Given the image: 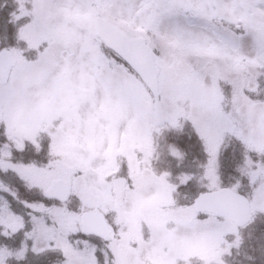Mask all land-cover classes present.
Masks as SVG:
<instances>
[{
  "label": "snow or ice",
  "instance_id": "1",
  "mask_svg": "<svg viewBox=\"0 0 264 264\" xmlns=\"http://www.w3.org/2000/svg\"><path fill=\"white\" fill-rule=\"evenodd\" d=\"M15 4L18 46L0 49V264H228L264 214V0ZM186 121L206 159L173 178L155 164L185 153L159 141Z\"/></svg>",
  "mask_w": 264,
  "mask_h": 264
},
{
  "label": "rangeland",
  "instance_id": "2",
  "mask_svg": "<svg viewBox=\"0 0 264 264\" xmlns=\"http://www.w3.org/2000/svg\"><path fill=\"white\" fill-rule=\"evenodd\" d=\"M12 1H13V3L11 2V4H13V6L12 7L10 6V9L11 10H10V13L8 15V17H9L10 20H11V13L13 11H15L16 10V7H17V5L15 4V0H12ZM15 25H16L15 31L13 29L11 30V32L14 35V42L12 44H10V45H5L4 47H1L0 46L1 47L0 49L7 48V47H16V46H18L17 40H16V34H17V30H18V26L19 25L18 24H15ZM19 46L20 47H24L23 42H20ZM171 131H173V133H171ZM181 134H185L187 137L194 136L195 139H196V141H197V146H196V150L197 151H196V153H198V154L197 155H193L192 158H190V160L187 161L185 163V165H183V166L187 167V172L188 173H194V172L197 171V162H201V163L204 162L205 159H206V156H205V154L203 152L202 142L200 141L199 136L195 132V129L191 125V122L190 121L184 122L183 129L180 130V131H177V130H169V135L167 134L166 136H165V133H164L163 134V137L160 139L159 143H161L162 145H165V146L168 145V144H172V145H175L177 148H179L178 142H179V137H180ZM184 138H186V137L184 136ZM187 141H188V139H187ZM183 142L186 145L187 142H185L184 140H183ZM230 143L231 144L228 146L227 150L225 151L226 152V155H225L226 157L223 158V163L226 164V168L221 167L222 179L224 181L223 186H225V187L230 186V184H229V157H228L229 156V147L231 149L230 150L231 151L230 152L231 153V156H233V154L235 153L237 155V157H238V161L236 163V166L241 162V159H242V157H241V151H242V149L240 148L239 142L233 140ZM221 155H224V154L222 153ZM159 163L160 162H157V164H159ZM220 163H221V159H220ZM236 166H233V171L230 172V174H231L230 175V178H232L231 182H233V183L235 182L233 178H238L239 177V173L235 171ZM158 171H163V169H159ZM242 183H244L246 185L247 184V181L244 180V181H242ZM185 187L186 188H189L191 191L188 190V191H185L184 193L181 191V198L178 200V203L183 204V203L186 202L182 198L185 193H191L193 195L194 194H197V186L195 185V182L194 181L193 182H190L189 185H187ZM263 216H264V214H258L256 216V218H255V220H257V222H254L255 221L254 220L253 223H251L250 225H248V227L245 228L242 231V233L244 234V236H243L244 239L247 238L246 241L250 242V240L248 239L249 232L250 231L256 233L259 230V228H261V226L264 224V218L262 219L263 221H260V219ZM254 225L257 226V230H255ZM259 232H261V231H259ZM255 233L253 234V236H255ZM257 234H256V237H255L254 241H256V240L257 241L258 240H262L264 238V234H262V236H258ZM249 251L252 254V257L250 259H245V260L239 261V262H237V264H252V263L253 264L254 263L255 264H258L259 263L258 261L260 260V258L263 259L262 264H264V242H263V245L262 244H259L257 247H255V252H252V250H250V248H249ZM236 253H238V251L234 249L233 250V253H232V255H233L232 257H234V255ZM255 256H259V257L255 258ZM35 258H37V257H34V258L32 257L31 258V264H36ZM227 260H228V264H236V262H232L231 261V257H228ZM234 261H235V259H234Z\"/></svg>",
  "mask_w": 264,
  "mask_h": 264
},
{
  "label": "trees",
  "instance_id": "3",
  "mask_svg": "<svg viewBox=\"0 0 264 264\" xmlns=\"http://www.w3.org/2000/svg\"><path fill=\"white\" fill-rule=\"evenodd\" d=\"M11 2L13 3L12 0H0V46L1 47H4L5 45H10L14 42V35L11 32V30L13 29L15 31L16 25L13 24L8 17L10 10H11L10 6L11 7L13 6V4H11ZM171 133H173V131H171ZM167 134L169 135V130L165 132V136ZM184 136L186 138H184ZM187 139H188V141H187ZM183 140L185 142H187L186 145L183 142ZM230 144L231 143H229V145ZM178 145H179V149L185 153V160L183 162H177L176 160L172 159L171 157L164 155L163 158L161 159V161H159L160 163L155 164V167L158 170L159 169H163V170L165 169L167 171H170L172 173L173 178H174V176L176 177L177 175H179L182 172H187V167H185L183 165H185V163L187 161H189L193 155L198 154V153H196L197 141H196L194 136L187 137L185 134H181L179 137ZM230 150L231 149L229 147V156H228L229 157V184L233 183V182H231L232 178H230V175H231L230 172L233 171V166H236V163L238 161L237 155L234 153L233 156H231ZM223 154L224 155H221V167L226 168V164L223 163V158L226 157L225 156L226 152H223ZM37 159H39V157H37ZM188 190H190V189L186 188L185 186H181V188L179 189V191L180 192L182 191L183 193L185 191H188ZM263 218H264V216L260 219V221H263L262 220ZM254 222H257V220H255ZM254 228H255V230H257L256 225H254ZM259 231H261V232H259ZM254 233L255 232H251V231L249 232L248 239L250 240V242L246 241L247 238L244 239L245 242L243 243L240 251H238V253H236L234 255V257H232L233 255L231 256L232 262H236V264H237V262H239V261H242L245 259H250L252 257V254L250 253L249 248H250V250H252V252H255V247H257L259 244L263 245L264 238L262 240H258V241L257 240L254 241V239H255L257 233H258L257 234L258 236H262V234H264V224L255 233V236H253ZM243 236H244V234H243ZM257 257H259V256H255V258H257ZM50 259H53V257L51 255L41 256V257L35 258V262H36V264H47L48 260H50ZM234 259H235V261H234ZM258 262H259L258 264H262L263 259L260 258V260Z\"/></svg>",
  "mask_w": 264,
  "mask_h": 264
}]
</instances>
